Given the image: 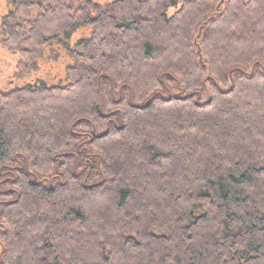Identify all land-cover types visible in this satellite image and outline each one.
I'll use <instances>...</instances> for the list:
<instances>
[{
	"label": "trees",
	"instance_id": "1",
	"mask_svg": "<svg viewBox=\"0 0 264 264\" xmlns=\"http://www.w3.org/2000/svg\"><path fill=\"white\" fill-rule=\"evenodd\" d=\"M0 34V264H264V0H1Z\"/></svg>",
	"mask_w": 264,
	"mask_h": 264
},
{
	"label": "rangeland",
	"instance_id": "2",
	"mask_svg": "<svg viewBox=\"0 0 264 264\" xmlns=\"http://www.w3.org/2000/svg\"><path fill=\"white\" fill-rule=\"evenodd\" d=\"M174 10L172 8L171 12ZM44 71L45 74L48 73V71ZM42 72L43 70L39 74H43ZM22 73H24V68L21 66L19 56L4 46L2 43V35L0 34V91L7 92L24 83L28 77L25 76L24 79H21L22 77L19 75ZM49 77H53V71L49 73Z\"/></svg>",
	"mask_w": 264,
	"mask_h": 264
}]
</instances>
